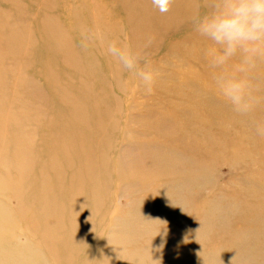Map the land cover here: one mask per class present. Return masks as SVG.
I'll use <instances>...</instances> for the list:
<instances>
[{"label": "rangeland", "instance_id": "374dc122", "mask_svg": "<svg viewBox=\"0 0 264 264\" xmlns=\"http://www.w3.org/2000/svg\"><path fill=\"white\" fill-rule=\"evenodd\" d=\"M139 1L0 0V45L31 42L0 61V264H264V52L229 62L237 113L192 27L208 0Z\"/></svg>", "mask_w": 264, "mask_h": 264}, {"label": "clouds", "instance_id": "9594fccd", "mask_svg": "<svg viewBox=\"0 0 264 264\" xmlns=\"http://www.w3.org/2000/svg\"><path fill=\"white\" fill-rule=\"evenodd\" d=\"M152 3L165 13L171 0H152ZM191 23L194 31L212 44L207 50V62L214 70L216 88L235 112L249 113L256 97L249 81L229 69V62L239 53L240 71L248 72L264 52V0H208L205 9L192 15ZM106 52L119 68L134 72L138 83L151 89L154 72L138 67L142 57L140 49L109 41Z\"/></svg>", "mask_w": 264, "mask_h": 264}, {"label": "bare ground", "instance_id": "6f19581e", "mask_svg": "<svg viewBox=\"0 0 264 264\" xmlns=\"http://www.w3.org/2000/svg\"><path fill=\"white\" fill-rule=\"evenodd\" d=\"M181 0H171V4H170V7H169V10L166 12V13H162V12H160V16H163V15H165V14H167L170 10H175V8H176V5L178 4L179 5V2H180ZM137 2L138 3H140V1L139 0H137ZM140 5L142 6V7H144L141 3H140ZM145 8V7H144ZM3 12H1L0 14H2ZM173 16V15H172ZM1 20H3V22H4V19H1L0 18V26H2V24H1ZM94 27V26H93ZM46 30L48 31V32H46V36L48 35V37H50L49 36V33H51L47 28H46ZM20 35H22V36H24L23 35V33H20ZM30 45L31 44V42L27 39V40H25L24 38H20L17 42H15V43H13L12 45H10L9 44V42L6 44V45H4V46H1L0 45V61H1V56H5L6 57V59H10V58H7L8 56H13V57H16V56H19V53L18 52H21L22 51V49L26 46V45ZM12 49L15 51H12ZM16 51H18V52H16ZM114 64H116V63H114ZM113 64V65H114ZM17 68V67H16ZM13 72H14V70H13ZM99 82V81H98ZM87 85V84H86ZM91 86V85H90ZM168 88V87H167ZM170 90V89H169ZM61 96V95H60ZM59 96V97H60ZM58 99V98H57ZM156 110V109H155ZM24 141L22 140L21 142H20V146L22 147V143H23ZM23 152H24V149H19V154L20 155H22L23 154ZM22 153V154H21ZM30 153V152H29ZM28 156V155H27ZM31 159V158H30ZM8 165H11V164H8ZM15 166L16 167H18V168H20L22 171H23V167H25V165L22 163V162H16L15 163ZM161 172V169L160 168H158L157 169V171H156V173H158V174H161L160 173ZM8 183H9V181H8ZM0 185H2V183L0 184ZM3 187H5V189L6 188H8V187H11L9 184H7L6 183V181H4V186ZM0 189H1V186H0ZM15 190V189H14ZM16 191V190H15ZM204 264V263H203ZM210 264H217V263H210Z\"/></svg>", "mask_w": 264, "mask_h": 264}]
</instances>
